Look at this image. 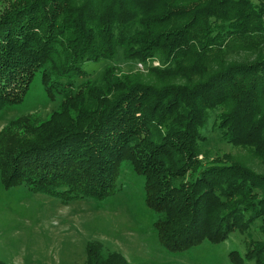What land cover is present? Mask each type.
I'll use <instances>...</instances> for the list:
<instances>
[{"label":"trees","instance_id":"obj_1","mask_svg":"<svg viewBox=\"0 0 264 264\" xmlns=\"http://www.w3.org/2000/svg\"><path fill=\"white\" fill-rule=\"evenodd\" d=\"M120 52L161 64H107L89 77L88 63ZM37 74L62 101L48 120L24 115L0 132L5 188L103 201L122 189L128 163L145 177L168 250L239 231L246 250L230 260L264 264V237L251 234L264 236V174L230 154L208 160L203 135L218 110L222 139L264 159V0H12L0 11V110L21 103ZM86 254L85 264H128L99 241Z\"/></svg>","mask_w":264,"mask_h":264},{"label":"rangeland","instance_id":"obj_2","mask_svg":"<svg viewBox=\"0 0 264 264\" xmlns=\"http://www.w3.org/2000/svg\"><path fill=\"white\" fill-rule=\"evenodd\" d=\"M11 1L0 0V11ZM107 64L117 65L121 72L146 73L148 67L160 66L161 62L157 57L140 66L137 61L126 60L120 52L114 61L88 63L89 77L97 78ZM61 101V96L51 98L47 94L37 74L21 103L0 110V132L24 115H30L36 123L48 120L58 111ZM218 112H210L203 130L208 160L230 154L264 174V159L222 139L215 124ZM14 132L23 134V129ZM119 177L122 189L106 200L80 198L64 204L59 198L33 193L26 186L5 188L0 176V259L7 264H85L90 241L101 242L105 253L121 252L128 264H234L229 253L245 252L249 238L239 231L222 243L205 240L183 252L168 250L160 243L154 227L159 214L146 205L144 175L125 163ZM256 227L251 234L254 239H262L264 236Z\"/></svg>","mask_w":264,"mask_h":264},{"label":"built area","instance_id":"obj_3","mask_svg":"<svg viewBox=\"0 0 264 264\" xmlns=\"http://www.w3.org/2000/svg\"><path fill=\"white\" fill-rule=\"evenodd\" d=\"M140 66H143L141 63L139 64Z\"/></svg>","mask_w":264,"mask_h":264}]
</instances>
